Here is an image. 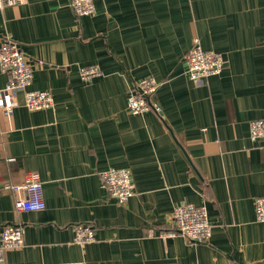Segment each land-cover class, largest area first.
I'll return each mask as SVG.
<instances>
[{
    "label": "crops",
    "instance_id": "obj_1",
    "mask_svg": "<svg viewBox=\"0 0 264 264\" xmlns=\"http://www.w3.org/2000/svg\"><path fill=\"white\" fill-rule=\"evenodd\" d=\"M77 16L70 0H24L0 9V46L20 44L33 68L32 90L54 107L30 111L17 95L0 109V236L21 226L24 246L4 264H264V142L250 122L264 118V0H97ZM199 38L222 53L223 73L202 84L186 72ZM99 65L90 83L80 67ZM159 84L161 109L132 115L131 87ZM7 77L0 69V91ZM14 160V161H10ZM132 171L136 194L120 204L101 173ZM29 172L44 182L46 209L17 211ZM206 205L213 235L192 244L173 231L172 211ZM96 240L74 242L77 224Z\"/></svg>",
    "mask_w": 264,
    "mask_h": 264
},
{
    "label": "built area",
    "instance_id": "obj_2",
    "mask_svg": "<svg viewBox=\"0 0 264 264\" xmlns=\"http://www.w3.org/2000/svg\"><path fill=\"white\" fill-rule=\"evenodd\" d=\"M24 0H0V9L21 4ZM97 0H70V6L79 16H89L96 13ZM226 60L222 53L205 50L199 38L187 52L186 72L194 83L202 84L213 75L223 73ZM0 69L7 77L6 87L0 91V109L12 114L18 106L17 95L24 94V106L30 111L47 110L54 107V96L51 91L32 90L33 68L28 57L22 51L20 44L7 38L0 46ZM83 81L90 83L101 76L99 65L80 67ZM159 84L154 77H146L135 83L128 97L127 108L132 115H144L154 110L161 113V109L153 104V98L158 92ZM250 138L264 142V118L250 122ZM14 161V160H10ZM104 189L108 196H112L120 204H126L135 196V182L132 171L128 169L111 168L101 173ZM44 182L39 173L29 172L20 185L5 184V188L15 192L24 191L26 197H19L15 201L17 211L35 212L46 209L44 196ZM256 219L264 223V197L255 200ZM171 224L173 231H166L163 237L183 236L192 244H206L213 235V225L210 222L206 205L181 204L173 209ZM96 240V231L92 224L82 223L74 227V242L87 244ZM24 246V232L21 226L7 225L0 236V264L5 263L9 250Z\"/></svg>",
    "mask_w": 264,
    "mask_h": 264
}]
</instances>
